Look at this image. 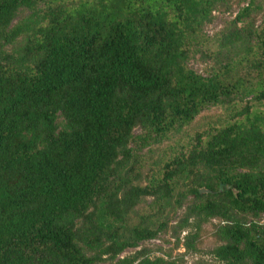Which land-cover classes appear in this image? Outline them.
<instances>
[{"label":"trees","instance_id":"trees-1","mask_svg":"<svg viewBox=\"0 0 264 264\" xmlns=\"http://www.w3.org/2000/svg\"><path fill=\"white\" fill-rule=\"evenodd\" d=\"M261 213L264 0H0V264H264Z\"/></svg>","mask_w":264,"mask_h":264},{"label":"rangeland","instance_id":"rangeland-1","mask_svg":"<svg viewBox=\"0 0 264 264\" xmlns=\"http://www.w3.org/2000/svg\"><path fill=\"white\" fill-rule=\"evenodd\" d=\"M237 8V4L232 2L231 7L227 11H214L213 18L209 23H206L203 26V30L206 34H211L213 31L218 29L222 22L232 16ZM27 13V9L18 8L16 15L13 21H17L20 17ZM16 45L14 44L7 45L9 48H13ZM187 65L193 68L194 70L200 71L201 64L196 58H189L187 60ZM138 128H134V132H138ZM181 209H178L175 213L172 214L171 221H174L176 217L179 216ZM216 222V219H210L208 222L203 224L200 228L199 241L196 243L197 250L193 252H185L180 241L175 240V237L172 235L170 230L163 231L158 233L155 238L147 239L139 242V245H145L146 247L151 248L153 253H169L170 256L182 255L183 264H221V262L215 259L209 249L212 247L214 240L213 236L210 234L212 229V224ZM185 230H181L178 234V237H181L184 234ZM132 248L125 249L121 254L131 251Z\"/></svg>","mask_w":264,"mask_h":264},{"label":"water","instance_id":"water-1","mask_svg":"<svg viewBox=\"0 0 264 264\" xmlns=\"http://www.w3.org/2000/svg\"><path fill=\"white\" fill-rule=\"evenodd\" d=\"M198 191L199 192H204V191H208V189L204 188V187H199L198 188Z\"/></svg>","mask_w":264,"mask_h":264},{"label":"built area","instance_id":"built-area-1","mask_svg":"<svg viewBox=\"0 0 264 264\" xmlns=\"http://www.w3.org/2000/svg\"><path fill=\"white\" fill-rule=\"evenodd\" d=\"M264 219V213H261L260 215H259V222H261L262 220Z\"/></svg>","mask_w":264,"mask_h":264}]
</instances>
